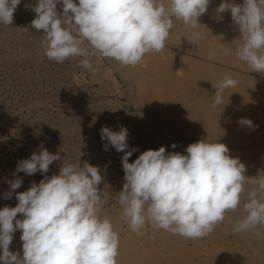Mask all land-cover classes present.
Masks as SVG:
<instances>
[{
    "label": "clouds",
    "instance_id": "clouds-1",
    "mask_svg": "<svg viewBox=\"0 0 264 264\" xmlns=\"http://www.w3.org/2000/svg\"><path fill=\"white\" fill-rule=\"evenodd\" d=\"M21 0H0V24L11 26ZM210 0H37L26 8L36 14L31 26L43 34L40 41L46 57L57 63L83 57L78 66L94 72L91 57L99 54L123 66L140 64L149 53H159L173 28L174 20L196 29L198 18L208 10ZM61 5L62 13H58ZM230 10L240 33L237 58L253 71L264 73V0L236 4L222 0L215 9L219 16ZM200 34L193 32L194 43ZM237 81L225 75L218 82L213 107L223 103V91ZM239 123L255 127L251 120ZM105 151L111 145L122 152L124 180L119 193L123 218L138 236L149 225L188 239H202L222 223L226 213L243 203V218L233 231L241 233L264 225V176L246 187V166L229 155L224 143L201 140L189 144L185 153H166L164 146L142 152L134 162L129 158L138 148H129L128 130L108 126L100 130ZM172 148H176L174 143ZM39 151L18 162L15 173L43 175L59 159L41 143ZM14 173V175H15ZM98 167L80 160H63L58 174L45 176L39 184L16 193L15 207L0 209V262L3 264H117L119 234L111 220L101 217L103 204L98 185ZM12 192L22 179L8 181ZM22 214L23 219H16ZM15 222V223H14ZM21 230L23 256L9 251L13 233Z\"/></svg>",
    "mask_w": 264,
    "mask_h": 264
},
{
    "label": "rangeland",
    "instance_id": "rangeland-1",
    "mask_svg": "<svg viewBox=\"0 0 264 264\" xmlns=\"http://www.w3.org/2000/svg\"><path fill=\"white\" fill-rule=\"evenodd\" d=\"M36 2L21 0L14 12L13 24H0V188L6 179L11 181L16 177L21 178L23 184L12 192L16 199V193L28 190L33 181L39 184L45 176L58 174L63 160L69 163L80 160L81 165L87 161L98 167L103 177L98 185L103 200L101 209L113 216L123 214L119 193L126 182L121 159L124 153L117 152L111 145L108 151L104 150L103 144L106 141L101 139L102 126H108L113 131H119L120 126L128 130L129 148L126 151L138 148L129 158L130 163L148 149L157 150L164 146L166 153H172L173 149L168 145L171 141L183 148L196 141L179 130L171 129V132L166 129L165 124L161 125L157 111L137 104L136 94L124 77L123 70H120L125 66L118 62L97 54L91 57L95 71L90 72L78 66V61L83 57L69 58L63 63L49 60L40 44L42 30L38 32L31 26L36 14L30 7H25L26 4L35 5ZM57 11L62 13L61 5H57ZM41 143L50 153L59 154L61 159L54 161L43 175L39 171L31 176L23 172L15 173L18 162L30 158L34 151L38 152ZM262 153H254V156L229 150L231 157L239 158L246 166L248 189L255 185L260 176H264ZM246 199L247 195H242L240 207L227 212L225 220L216 225L214 231L206 237L198 240L183 237L186 244L191 248H200L202 254H205L218 241L222 247L212 248L216 253L225 252V264H233L237 255L246 254L253 256V264H263L262 250L249 242L250 247L242 246L240 234L233 231L236 220L243 218L242 208ZM227 218L232 219V223L235 220V224L229 222L230 227H227ZM120 223L123 227L126 225L124 219ZM257 226L248 232L253 237H263L264 225Z\"/></svg>",
    "mask_w": 264,
    "mask_h": 264
},
{
    "label": "bare ground",
    "instance_id": "bare-ground-1",
    "mask_svg": "<svg viewBox=\"0 0 264 264\" xmlns=\"http://www.w3.org/2000/svg\"><path fill=\"white\" fill-rule=\"evenodd\" d=\"M75 2L78 4L79 0ZM221 2L222 0H210L207 12L198 18L200 25L196 29L184 25L182 21L174 20L163 51L149 53L140 64L125 66L120 70H123L124 77L132 86L137 104L157 111L161 125L165 124L166 129L186 133L196 142L217 141L224 143L229 150L258 155L264 152V73L253 71L237 58L236 46L241 42L238 40L240 33L231 19L230 10L219 16L216 14L215 9ZM232 2L242 5L244 0ZM193 32H198L200 36L191 43L188 40L192 38ZM225 75L238 83L236 87L225 89L223 103L213 107L216 92L214 86L222 81ZM242 118L251 120L255 127L239 123ZM169 143V146L174 144ZM178 145L171 148L173 152L186 154V148ZM9 190L10 185L6 179L4 186L0 188V209L4 206L15 207L18 203L13 196L7 198ZM100 216L109 218L114 230L119 234L117 264H225L227 261L225 252L216 253L212 248L222 247L221 242H214L206 252L204 250L205 254H202L200 248L189 247L183 237H172L166 231L151 226H145L142 235L138 236L127 222L122 226L120 221L124 219L123 214L113 216L101 209ZM16 219H23V215L17 214ZM231 221L232 219L228 221L227 227H230ZM232 224H235V220ZM21 234V230L13 233L9 251L19 253L22 258ZM239 234L242 246L250 247L249 242L264 254V236L253 237L248 231ZM253 263L251 254L237 255L233 261V264Z\"/></svg>",
    "mask_w": 264,
    "mask_h": 264
}]
</instances>
